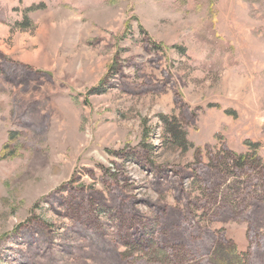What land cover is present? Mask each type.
Returning a JSON list of instances; mask_svg holds the SVG:
<instances>
[{
  "label": "rangeland",
  "instance_id": "obj_1",
  "mask_svg": "<svg viewBox=\"0 0 264 264\" xmlns=\"http://www.w3.org/2000/svg\"><path fill=\"white\" fill-rule=\"evenodd\" d=\"M236 262L264 264V0H0V264Z\"/></svg>",
  "mask_w": 264,
  "mask_h": 264
},
{
  "label": "trees",
  "instance_id": "obj_2",
  "mask_svg": "<svg viewBox=\"0 0 264 264\" xmlns=\"http://www.w3.org/2000/svg\"><path fill=\"white\" fill-rule=\"evenodd\" d=\"M35 9V8H34ZM26 23H27V20H26ZM26 23H21L20 24V26L21 27H24L25 25H26ZM174 136V138H176L177 140H180V141H178L179 142V144H180V146H182V147H186V145H187V140H186V137H185V135L184 134H181V136H176V135H173ZM218 256H220V253L218 254ZM236 264H237V262H236Z\"/></svg>",
  "mask_w": 264,
  "mask_h": 264
}]
</instances>
